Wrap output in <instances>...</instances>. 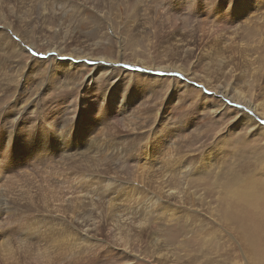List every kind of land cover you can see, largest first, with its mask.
Instances as JSON below:
<instances>
[{"label": "rangeland", "instance_id": "374dc122", "mask_svg": "<svg viewBox=\"0 0 264 264\" xmlns=\"http://www.w3.org/2000/svg\"><path fill=\"white\" fill-rule=\"evenodd\" d=\"M207 1L6 0L0 3L7 16V20L0 18V33L11 35L4 39L7 53L1 58L9 57L13 43L25 49V54L16 58L28 63L32 58L49 60L51 57L74 64L86 63L84 78L92 76L93 66L99 64L128 72L139 70L145 75L135 76L140 98L135 105H130L133 111L142 113L134 119L144 120L141 132L121 126L120 115L107 116L105 121L99 113H94L104 105L100 92L108 90L107 68L101 70L105 84L101 83L97 90V106L88 108L93 113L78 107L80 113L77 119H72L68 116L72 108L64 110L62 106L75 107L73 97H78L77 90L71 85L58 92L54 87L47 96L42 95L41 106L35 111L32 108L23 111V116H27L26 124L20 125V122L15 129L10 126V122L14 125V120L4 119V113L26 108L33 103L34 93L47 92L44 89L47 78L38 74L28 78L30 89L23 95L18 90V80L24 83L28 68H20L11 61L0 65L4 71L0 73L3 77L0 89L7 78L11 82L10 86L5 85V94L0 97V136L4 145L15 148L11 159L3 163L6 169H12L1 174L0 264H264V0L257 10L250 8L251 14L241 9L239 0H231L236 5L231 17L225 16L226 6L218 12L209 11V19L199 11L200 4ZM65 40L72 48L84 49L85 55L103 57L62 55L49 46ZM91 49L100 50L95 53ZM138 61L144 63L143 67ZM169 63L189 71L193 82H187L177 70L166 72L164 66ZM99 77L96 74L98 83L102 80ZM210 85H219L222 92L211 93ZM92 89L88 90L89 97H92ZM60 94L62 100L56 97ZM204 94L215 98L204 97ZM14 101L20 105L11 108ZM58 104L61 105L59 111L65 114L56 111ZM50 105L55 106V111H48L46 107ZM166 106H170L172 113L169 123L180 131L166 126V139L150 160L153 138L159 133ZM210 106L220 112L209 113L205 108ZM55 114L60 123L67 120L66 127L74 134V144L69 143L68 149L63 148L60 141L63 134L65 137L68 134L60 133L58 139L52 127L45 126L55 120ZM83 132L93 137L90 147L88 141L83 145L82 139L77 138ZM95 138L99 139L96 145ZM125 146L126 150L121 151ZM53 147H57L55 151L59 155L50 166L45 161L44 149ZM36 153L43 156L38 162L32 157ZM142 159L149 161L143 175ZM20 164L23 170H16ZM164 171L170 182L158 176ZM169 183L181 191L186 189L187 196L193 192L195 198L182 199L176 193L167 201L161 187ZM160 196L163 203L158 202ZM76 197L80 201H76ZM129 203H133L132 211L128 209ZM113 208L123 211L121 220L118 218L121 214ZM132 212L136 216H128L133 215ZM124 216L132 218L133 222L126 224L127 228L126 225L120 228L118 224L129 220L123 219Z\"/></svg>", "mask_w": 264, "mask_h": 264}, {"label": "bare ground", "instance_id": "6f19581e", "mask_svg": "<svg viewBox=\"0 0 264 264\" xmlns=\"http://www.w3.org/2000/svg\"><path fill=\"white\" fill-rule=\"evenodd\" d=\"M114 1H116V0H114ZM6 2V0H0V3L1 4H3V3H5ZM8 2V1H7ZM261 3H262V0H239V6L241 7V9L242 10H245L247 13H250L251 12V10H250V8H253V9H255V10H257V8L258 7H260L261 6ZM190 5L192 6V3H190ZM226 6L228 7L227 8V10H226V13H225V16H232L233 15V13H234V10H236V5H235V3H231V0H209V1H207V3L206 4H200V7H201V10H199V11H201V13L204 15V17L206 18V19H209V17L211 18V15H210V12L209 11H213V12H215V11H219V9H225L226 8ZM6 7V6H5ZM57 7H59V5H57ZM186 7L187 8H189L190 6H188V5H186ZM211 7V8H210ZM4 8V7H3ZM3 8H2V5L0 6V9H2L1 10V12H0V18H3L4 20H7V16H6V13L4 12V10H3ZM7 9H10L11 10V6H9V5H7ZM212 12V13H213ZM251 14V13H250ZM10 15V14H9ZM209 17H208V16ZM16 16V15H15ZM19 17H21V20H24L23 18H22V16L20 15ZM212 17H214V15L212 16ZM217 17V16H216ZM224 20V19H223ZM218 21V20H217ZM219 22V21H218ZM3 24V23H2ZM2 26H4V24L2 25ZM3 28V27H2ZM7 28V27H6ZM214 28V27H213ZM13 30V29H12ZM211 31H212V29H211ZM0 32H1V28H0ZM8 32V31H7ZM213 32H214V29H213ZM212 32V33H213ZM11 35H8V34H1L0 33V58H1V56H5V54L7 53L6 52V47H5V45H4V39H7L8 37H10ZM25 36V35H24ZM9 41H10V38L8 39ZM9 46H10V44H9ZM50 47H51V49H56V50H58L59 52H61L62 53V55H64V54H66V55H68L69 53L70 54H77L78 56H81V57H87V55H90L92 58H101V57H103V56H97V57H95V56H92L90 53H86V55H85V50L84 49H77V48H72L71 46H70V43H69V41L68 40H65L62 44H53V45H49ZM99 50L100 49H91V51H93V52H99ZM184 50V49H183ZM33 51V50H32ZM185 51V50H184ZM25 54V49L21 46L20 48L19 47H15L14 45H13V43H11V48H10V52H9V57L7 56V58H1L0 59V65L1 64H5L7 61H11V62H16L17 63V65L20 67V68H28V74H27V71H26V74H27V76H26V78H25V81H24V83H21V81H19L18 80V82H19V84H18V90H20V92H22V93H24L23 95H25L26 94V92L30 89V83H29V81H28V78L30 79V78H35L36 77V75L38 74L39 75V77H42L43 76V78L45 77V78H47V84L45 85V87H44V89H45V91H47V92H44V93H42L43 91H41V92H37V93H34V100L33 101H31V102H33V103H31V104H29V106L28 107H26V108H23V109H21V108H18V109H16L15 111H13V112H11V111H6L5 113H4V119H6V120H9V118L11 119H13L14 120V125H12L11 124V122H10V126H12L13 128H15V129H17L18 127H19V124H20V122H22L20 125H23V124H26V121H27V116H23V111H27V110H29V109H33L34 111L39 107V106H41L40 105V101H41V98H42V95L44 94V95H46L47 96V93H48V91L51 89V88H56V90L59 92V89H66V88H69V87H71V85H72V89L74 90V91H76L77 90V93L79 94L78 95V97H73V100H74V104H75V107L74 106H72V107H68L67 106V104H65L64 106H62L63 107V109L65 110V109H69V108H72V111L70 110L69 111V114H68V116L69 117H72V119L73 118H75V119H77L76 117L79 115V113H80V111H78L77 109H78V107H79V110H81V111H84V112H94V111H88V108L89 107H91V106H97V101H98V95H97V93H98V89H99V87H100V84L102 83V84H105V82H106V86L108 87V90H101V96L103 97V101H104V105H103V107H101L100 109L99 108H96V112H94V113H99V116L101 117V119L102 120H105V118L107 117V116H115V115H120V116H122V118H123V120H122V125L121 126H123V127H125L126 129H129L130 131H132V132H136V131H138L139 129H141L142 127H143V123H144V120L142 119V121L140 120H135L134 121V119L135 118H137V117H140L141 116V114L142 113H140V111H133V107H131L130 105H135V102H137L138 100H139V95L137 94V86H136V88H135V80H134V78H135V76H145L144 74H142V73H140V71L138 70V71H135V72H128V71H125L124 69H120V70H118L117 68H114V67H112L111 69H110V66H103V64L101 65V64H99V65H96V66H93V70H94V72L91 74L92 76H86L85 78L82 76L83 75V73L87 70L86 69V63H79L78 62V64H74L73 62H70V61H64V60H59L58 58H56V57H51V58H49V60H39L38 58H32V61H30L29 63L24 59V60H21V59H17L16 57L17 56H23ZM49 55V54H48ZM47 56V55H46ZM68 57V56H67ZM21 58V57H20ZM48 58V57H47ZM70 58V57H69ZM42 59V58H41ZM102 60H104V59H102ZM10 62V63H11ZM77 62V61H76ZM91 62V61H90ZM94 62V61H93ZM98 62V61H97ZM100 62V61H99ZM139 62V64L140 65H142V64H144L143 62H140V61H138ZM89 63V62H88ZM5 66V65H4ZM90 66V65H89ZM88 66V67H89ZM103 66V67H102ZM6 67V66H5ZM142 67H143V65H142ZM141 66H140V68H142ZM103 68H107V70L106 71H108V74H107V77H106V79H105V82H104V80H103V78L101 77V75H102V72H101V70L103 69ZM164 69L165 70H167L166 72H171V71H179L180 73H181V76L187 81V82H193L192 81V78H190L189 76H190V72L189 71H187L186 69H184L183 67H181V66H178V65H175V64H173V63H169V64H167V65H165L164 66ZM164 70V71H165ZM4 71L2 70V66H0V73H3ZM11 72V71H10ZM104 72V71H103ZM4 74H6V73H4ZM90 74V73H89ZM96 74H99L100 75V79H102L101 80V82L100 83H98L99 81L97 80V78H96ZM162 75H165V73L164 72H162L161 73ZM1 75V74H0ZM38 77V78H39ZM151 77H160V76H151ZM192 77V76H191ZM0 78L2 79L3 77L2 76H0ZM14 78V77H13ZM16 78V77H15ZM32 80V79H31ZM42 80V79H41ZM92 81V82H91ZM16 82V81H15ZM10 79L9 78H7L6 79V81L4 82V85H3V88H1L0 89V97L3 95V94H5L4 93V90H5V85H7V86H10ZM17 83V82H16ZM39 83V82H38ZM45 83V82H44ZM126 83H127V85H126ZM206 84H208L209 85V83H207V82H205ZM19 87H23L22 89H19ZM93 87V89L90 91L91 92V95H92V97H89L88 96V93H89V91L88 90H90V88H92ZM208 87V86H207ZM209 87H211L210 89H212V91H211V93H213V94H215V95H218V93L219 92H222L220 89H219V85H210ZM221 88V87H220ZM7 89V88H6ZM234 89V88H233ZM52 90V89H51ZM71 90V89H70ZM210 92V91H209ZM225 92V91H224ZM29 93V92H28ZM75 93V92H74ZM226 93V92H225ZM229 93V92H228ZM51 94V93H50ZM227 94V93H226ZM33 95V94H32ZM67 95V94H66ZM74 95V94H73ZM7 96V95H6ZM71 97H72V94L70 95ZM75 96V95H74ZM214 95H212V96H207V95H205L204 94V97H211V98H215V97H213ZM57 98H58V100H62V96H61V94L59 95V96H56ZM2 98H3V96H2ZM7 98V97H6ZM24 98V97H23ZM64 98H66V97H64ZM69 98V97H68ZM25 99V98H24ZM23 99V100H24ZM30 99V98H29ZM27 100H28V98H27ZM36 100V101H35ZM79 101H81V102H79ZM20 102V101H19ZM62 102V101H61ZM22 103V102H21ZM169 103H170V101H169ZM19 103L17 102V101H14L12 104H10V106H11V108L13 107V106H16V105H18ZM23 104V103H22ZM45 104H47V103H44L43 105H45ZM51 104H52V102H51ZM20 105V104H19ZM26 105H28V104H26ZM57 105V104H56ZM130 106V107H129ZM81 107V108H80ZM169 107L170 106H166L165 107V110L163 111V113H162V115H161V118H162V123H161V128H160V130L158 129V131H159V133H158V135L156 134V136L154 135V140H153V143H154V145H153V148H152V151H151V156H150V160L151 159H153L155 156H156V154H157V151H158V149H159V147H160V144H161V141L162 140H164V139H166V133H165V127L166 126H168V125H170L171 126V128L173 129V130H178V131H180L178 128H176V127H174V126H172L170 123H169V117L171 116V112L169 111ZM47 109H48V111H55L54 110V108H55V106L53 105H50L49 106V108L48 107H46ZM120 108V109H119ZM61 109V105L60 104H58V108H57V110L56 111H59ZM62 109V110H63ZM98 109V110H97ZM2 110V109H1ZM12 110V109H11ZM39 110V109H38ZM42 110V109H41ZM205 110L207 111H209L210 110V112L209 113H211V112H213L212 114L214 115L216 112H220V111H218V108H216V107H214V106H210V107H206L205 108ZM43 111V110H42ZM34 113V112H33ZM36 113V112H35ZM40 113H41V111H40ZM44 113V112H43ZM58 113H60V115L63 113V114H65V112H58ZM230 113V112H229ZM246 112H244L243 113V116L244 115H246L245 114ZM263 113H264V111H263ZM37 114V113H36ZM57 114V113H56ZM56 114H55V116H56ZM157 114H158V111H157ZM159 115V114H158ZM232 115V114H231ZM2 116V115H1ZM0 116V117H1ZM36 116V115H35ZM39 116V115H38ZM45 116V115H44ZM50 116V115H49ZM248 116V115H247ZM246 116V117H247ZM42 117V116H41ZM95 117V116H94ZM99 117V118H100ZM156 117V116H155ZM24 118V119H23ZM40 118V117H39ZM115 118H117V116L115 117ZM145 118V117H144ZM157 118V117H156ZM254 118V117H253ZM36 119V118H35ZM54 119L55 120H52V122H51V124L50 125H48V124H45V126H47V127H49V126H51L52 127V129L54 130V133H53V135L57 138L58 137V139H59V135H60V133H67L68 135H67V137H65V135L63 134V136L61 137V143H62V147L63 148H70V147H68L69 146V143H73L74 142V140H73V135L74 134H72V132L69 130V127H66L67 126V120L66 121H64V123L62 124V123H60L61 122V120H58V118H57V116L56 117H54ZM147 119V118H146ZM244 119H246V118H244ZM250 119V118H249ZM6 120H5V122H6ZM37 120V119H36ZM108 120V119H107ZM254 120V119H253ZM33 121H35V120H33ZM60 121V122H59ZM76 121V120H75ZM74 121V122H75ZM106 121V120H105ZM121 121V120H120ZM40 122V121H39ZM56 122V123H55ZM245 122H247V121H245ZM148 123V122H147ZM259 123V122H258ZM1 124V123H0ZM3 124V123H2ZM44 124L43 125H40L41 127L42 126H44ZM62 124V125H61ZM115 124V123H114ZM251 124V123H250ZM257 124V123H256ZM255 124V125H256ZM5 125V124H4ZM30 125H32V124H30ZM72 125V124H71ZM116 125V124H115ZM251 125H253V124H251ZM260 125V124H259ZM7 126V125H6ZM117 126V125H116ZM148 126V125H147ZM4 127V126H3ZM39 127V126H38ZM66 127V129H63V128H65ZM250 127V126H249ZM252 127V126H251ZM250 127V128H251ZM22 128V127H21ZM6 129H7V127H6ZM25 129V128H24ZM119 129V128H118ZM125 129V130H126ZM262 129V128H261ZM105 130V129H104ZM113 130V129H112ZM117 130V129H116ZM143 130V129H142ZM264 130V129H263ZM30 131V130H29ZM68 131H70V133L68 132ZM77 131V130H76ZM109 131V130H108ZM157 131V130H156ZM156 131H155V133H156ZM139 132H141V130H139ZM139 132L137 133V134H139ZM59 133V134H58ZM98 133V132H97ZM12 134V133H11ZM107 134V133H106ZM133 134H136V133H133ZM254 134V133H253ZM81 135V136H80ZM80 135L78 134L77 135V138L78 139H82L81 141H80V143H83V145H85V143H87V141H88V143H89V147H90V145L92 144V142H91V140H92V136H91V133L89 134L88 132L87 133H85L84 134V132L83 133H80ZM127 135V134H126ZM126 135H124V136H126ZM129 135V134H128ZM43 136L45 137V134H44V130H43ZM134 136V135H133ZM132 136V137H133ZM109 138H111V137H109ZM102 139V138H101ZM100 139V140H101ZM126 139V138H125ZM128 139V138H127ZM42 140H43V138L41 139V142H42ZM113 140V139H112ZM7 141V140H6ZM10 141V140H9ZM102 141V140H101ZM101 141H100V143H101ZM106 141V140H105ZM104 141V142H105ZM130 141V140H129ZM45 142V139L43 140V142H42V144H45L44 143ZM110 142V141H109ZM108 142V143H109ZM56 143V142H55ZM94 143H95V145L96 144H98L99 143V139H94ZM107 143V142H106ZM120 143V142H119ZM126 143V142H125ZM8 144V143H7ZM54 144V143H53ZM74 144V143H73ZM102 144V143H101ZM104 144V143H103ZM122 144V143H121ZM88 145V144H87ZM105 145H107V144H105ZM119 145V144H118ZM123 145V144H122ZM121 145V146H122ZM102 146V145H101ZM100 146V147H101ZM110 146V145H109ZM77 147V146H76ZM87 146H83V148H86ZM98 147V146H97ZM112 147H114V145L112 144ZM112 147L110 148V149H112ZM116 147V146H115ZM57 147H53V148H49V149H44V153H45V155H44V157H45V161H46V163L47 164H49L50 166L53 164L52 162H54V161H56L57 160V157H58V155H59V153H58V151H55V149H56ZM62 148V149H63ZM103 148V147H102ZM104 148H106L107 150H108V147L106 146H104ZM120 148V147H119ZM126 148V146L124 147V149H122L121 148V151H124V150H126L125 149ZM78 149H79V147H78ZM95 149V148H94ZM115 149V148H114ZM83 150V149H82ZM100 150V149H99ZM150 150H151V148H150ZM14 151H15V148L13 147V146H8V145H4L3 144V142H2V137L0 136V190H1V188H2V185H3V182L1 181V174L2 173H7V171H9V170H11L12 168L11 167H9L8 169H6L5 168V166L3 165V163H6L9 159H11V157L14 155ZM62 151V150H61ZM63 151H65V150H63ZM77 151V150H76ZM102 151V150H101ZM114 151H117V150H114ZM121 151H117L118 152V154H120L121 153ZM147 154H148V151H147ZM109 155V154H108ZM148 156V155H147ZM32 157H35L34 159L35 160H37V162H38V160H40L41 159V157H43L41 154H35L34 156H32ZM60 157V156H59ZM146 157V156H145ZM33 159V158H32ZM112 159V158H111ZM44 160V159H43ZM99 160H102V159H100L99 158ZM106 160V159H105ZM109 160V159H108ZM126 160V159H125ZM125 160H123V162H125ZM107 161V160H106ZM120 161V160H119ZM142 161L144 162L143 163V173H142V175L146 172V170H147V168H148V166H146V164H149L148 162V159H146V160H144V159H142ZM28 163V162H27ZM26 163V164H27ZM30 163V162H29ZM92 163V162H91ZM100 163V162H99ZM63 164V163H62ZM24 165V164H23ZM40 165V164H39ZM45 165V164H44ZM43 165V166H44ZM102 165V164H101ZM41 166V165H40ZM46 166V165H45ZM53 166V165H52ZM110 166H111V164H110ZM17 167V169L16 170H18V168H20V170H23V169H21V167H22V165L20 164V165H17L16 166ZM25 167H26V165H25ZM47 167V166H46ZM94 167V166H93ZM109 167V166H108ZM113 167V166H112ZM24 168V167H23ZM30 168V167H29ZM41 168V167H40ZM97 168V167H96ZM100 167H98V169H99ZM102 168H103V166H102ZM106 168V167H105ZM115 168V167H114ZM34 169V168H33ZM38 169V168H37ZM77 169V168H76ZM84 169H86V168H84ZM93 169V168H92ZM91 169V171H94V169L92 170ZM109 169V168H108ZM126 170L128 169V168H125ZM47 170H48V168H47ZM73 170V169H72ZM78 170V169H77ZM88 170V169H87ZM100 170V169H99ZM112 170V169H111ZM118 170V169H117ZM119 170H120V168H119ZM119 170H118V172H119ZM129 170V169H128ZM13 171V170H12ZM42 171V170H41ZM64 171V170H63ZM67 171V170H66ZM65 171V172H66ZM98 171V170H97ZM140 171H142V170H140ZM139 171V172H140ZM22 172V171H21ZM20 172V173H21ZM32 172V171H31ZM48 172H49V170H48ZM51 172V171H50ZM70 172H72V171H69V173ZM78 172H79V170H78ZM90 172V171H89ZM112 172H113V170H112ZM129 172H130V170H129ZM121 173V172H120ZM125 173V172H124ZM23 174V173H22ZM51 174V173H50ZM71 174V173H70ZM73 174V173H72ZM80 174H81V172H80ZM83 174V173H82ZM92 174V173H91ZM10 175V174H9ZM17 175H18V173H17ZM76 174H74V177H76L75 176ZM112 175H113V173H112ZM130 175H132V174H130ZM151 175V174H150ZM156 175V174H155ZM170 175V174H169ZM173 176H174V173L172 174ZM5 176V175H4ZM3 176V177H4ZM11 177L13 176V175H10ZM58 176V175H57ZM79 176H82V175H79ZM84 177L83 178H85V175H83ZM91 176V175H90ZM98 176V175H97ZM162 180H164V182L165 181H171L170 179H169V177H167V171H164L163 172V175H158ZM164 176L165 177H167V179L166 178H164ZM171 176V175H170ZM173 176H172V178H173ZM18 177V176H17ZM27 177H29V176H27ZM56 177V176H55ZM87 177V176H86ZM95 178H96V176H94ZM114 177V176H113ZM155 177H157V176H155ZM175 177V176H174ZM12 178H15V177H12ZM77 178V177H76ZM103 178V177H102ZM111 178V177H110ZM120 179L119 177H114V179ZM129 178V177H128ZM179 178V177H178ZM6 179H8V178H6ZM41 179V178H40ZM59 179V178H58ZM57 179V180H58ZM75 179V178H74ZM79 179V178H78ZM99 179V178H98ZM97 179V180H98ZM103 179H105V178H103ZM115 179V180H116ZM139 179V178H138ZM169 179V180H168ZM181 179V178H180ZM9 180H11V179H8V181ZM42 180V179H41ZM66 180V179H65ZM84 180H86V179H84ZM110 180V182H111V179H109ZM121 181H122V179H120ZM119 180V181H120ZM16 181V180H15ZM18 181V180H17ZM16 181V182H17ZM51 181V180H50ZM59 181V180H58ZM60 181H61V179H60ZM59 181V182H60ZM91 181H92V179H91ZM99 181V183H101L102 181H100V180H98ZM105 181V180H104ZM107 181V180H106ZM105 181V182H106ZM118 181V180H117ZM185 181V180H184ZM21 182V181H20ZM62 182V181H61ZM84 183H85V181H83ZM113 182H115L114 180H113ZM129 182V181H128ZM188 182H189V180H188ZM12 183V182H11ZM10 183V184H11ZM18 183V182H17ZM23 183V182H22ZM55 183V182H54ZM64 183V182H63ZM62 183V184H63ZM107 183V182H106ZM106 183H104L103 182V184H106ZM109 183V182H108ZM121 183V182H120ZM131 183V182H130ZM156 183H158V182H156ZM9 184V185H10ZM74 184V183H73ZM80 184V183H79ZM88 184V183H87ZM102 184V183H101ZM112 184V183H111ZM126 183L124 182V185H125ZM141 184V183H140ZM12 186H14L13 184H11ZM17 185H19V184H17ZM49 185V184H48ZM51 185V184H50ZM65 185V184H64ZM78 185V184H77ZM88 185H90V184H88ZM116 186H118L117 184H115ZM120 185H122V184H120ZM133 185V184H132ZM135 185V184H134ZM35 186V185H34ZM62 186V185H61ZM68 186V185H67ZM73 186V185H72ZM79 186V185H78ZM93 186V185H92ZM99 186V185H98ZM101 186H103V185H101ZM107 186V184L105 185V187ZM111 186H113V185H111ZM127 186V185H126ZM6 187V186H5ZM24 187V186H23ZM83 187V186H82ZM90 187H91V185H90ZM104 187V186H103ZM108 187V186H107ZM121 187V186H120ZM124 187V186H123ZM7 188V187H6ZM27 188H29V187H27ZM65 188V187H64ZM102 188V187H101ZM128 188H130V187H128ZM127 188V189H128ZM132 188V187H131ZM162 189H163V191H162V195L165 197V199L167 200V201H170V199H171V197H173V196H176V193L179 195V197H182V199H184V197H187V198H195V194L193 193V192H190L189 193V195L187 196V190L186 189H184V191H181V189L180 188H173L172 186H171V184L169 183L168 185H166V186H162L161 187ZM3 189V188H2ZM12 189V188H11ZM14 189V188H13ZM20 189V188H19ZM26 189V188H25ZM53 189V188H52ZM56 189V188H55ZM111 189H113V188H111ZM116 189V188H115ZM115 189H113V190H115ZM125 189V188H124ZM133 189V188H132ZM31 190H32V188H31ZM30 190V191H31ZM51 190V189H50ZM59 190V189H58ZM99 190V189H98ZM107 190H108V188H107ZM118 190V189H117ZM137 190V189H136ZM3 191V190H2ZM10 191V190H9ZM53 191V190H52ZM51 191V192H52ZM55 192H56V190H54ZM62 191H63V189H62ZM67 191V190H66ZM71 191V190H70ZM80 191V190H79ZM89 191V190H88ZM127 192H129L128 190H126ZM8 192V191H7ZM115 192V191H114ZM131 192V191H130ZM4 193V192H3ZM17 193V192H16ZM21 193V192H20ZM34 193V192H33ZM33 193H31V194H33ZM81 193V192H80ZM79 193V194H80ZM113 193V192H112ZM136 193V192H135ZM102 194H103V192H102ZM107 194H109V193H107ZM113 194H115V193H113ZM122 194H124L123 192H122ZM132 194H134L133 192H131V195ZM19 195V194H18ZM24 195V194H23ZM90 195V194H89ZM125 195V194H124ZM6 196V195H5ZM4 196V197H5ZM31 196V195H30ZM56 196V195H55ZM68 196V195H67ZM66 196V197H67ZM113 196V195H112ZM8 197V196H7ZM20 197V196H19ZM26 197H28V196H26ZM108 197V196H107ZM2 198V197H1ZM33 198V197H32ZM56 198V197H55ZM125 198H127V197H125ZM26 199V198H25ZM67 199V198H66ZM106 200H107V198H105ZM10 200V199H9ZM31 200V199H30ZM60 200V199H59ZM120 200V199H119ZM15 201V200H14ZM20 201V200H19ZM25 201V200H24ZM39 201V200H38ZM57 201V200H56ZM76 201H80V198L79 197H76ZM102 201V200H101ZM111 201V200H110ZM112 201H113V199H112ZM155 201V200H154ZM28 202V201H27ZM63 202H65V201H63ZM73 202V201H72ZM103 202V201H102ZM121 202V201H120ZM130 203H131V201H129ZM158 202H160V203H163L164 201H163V199H162V197L160 196V197H158ZM0 203H1V207H0V217L3 215V201H0ZM30 203H32V202H30ZM55 203V202H54ZM57 203V202H56ZM108 203H109V201H108ZM108 203H106V204H108ZM113 203V202H112ZM116 203H118L117 201H116ZM129 203V205L127 204V206H128V209H130L131 211H132V209H133V207L132 208H130V206L133 204V203H135V202H133L132 204H130ZM5 204V203H4ZM15 204V203H14ZM23 204V203H22ZM43 204V203H42ZM124 204V203H123ZM122 204V205H123ZM26 205V204H25ZM56 205V204H55ZM76 205V204H75ZM104 205V204H103ZM114 205V204H113ZM8 206V205H7ZM6 206V207H7ZM10 206H11V204H10ZM34 206V205H33ZM74 206V205H73ZM72 206V207H73ZM117 206V205H116ZM119 206V205H118ZM121 206V205H120ZM126 206V205H125ZM51 207V206H50ZM60 207V206H59ZM62 207V206H61ZM65 207V206H64ZM110 207V206H109ZM109 207H108V209H109ZM113 207H115V206H113ZM9 208H12V207H9ZM112 208V207H111ZM127 207H125V209H126ZM60 209V208H59ZM63 209V208H62ZM104 209V208H103ZM102 209V210H103ZM107 209V210H108ZM114 209V208H113ZM116 209H118V207L116 208ZM128 209H126V211L125 212H127V210ZM18 210V209H17ZM82 210V209H81ZM112 210V209H111ZM120 210V209H119ZM122 210V209H121ZM10 211V210H9ZM14 211V210H13ZM24 211V210H23ZM109 211V210H108ZM114 211H116L115 209H114ZM114 211H113V213L112 214H114ZM133 211H135V210H133ZM11 212V211H10ZM61 212V211H60ZM65 212V211H64ZM117 212V211H116ZM120 212H122L123 213V211H120ZM120 212H117V213H119V214H121V215H117L118 216V218L120 219L121 218V216H122V213H120ZM129 212V211H128ZM139 212V211H138ZM15 213V212H14ZM25 213V212H24ZM42 213H44V210H43V212ZM46 213V212H45ZM54 213V212H53ZM84 213V212H83ZM107 213V212H106ZM105 213V215L104 214H102V215H104L105 216V218H106V214ZM111 213V212H110ZM109 213V214H110ZM135 213V212H134ZM19 214V213H18ZM69 214V213H68ZM108 214V215H109ZM128 213H126V215H127ZM129 214H130V212H129ZM128 214V216H136V215H134L133 214V212H132V214L133 215H129ZM24 215V214H23ZM35 215H36V213H35ZM61 215H62V213H61ZM77 215V214H76ZM101 215V214H100ZM100 215H97L98 217L100 216ZM116 215V214H115ZM114 215V216H115ZM124 215V214H123ZM22 216V215H21ZM78 216V215H77ZM109 216H111V215H109ZM140 215H138L137 217H139ZM16 217H19L18 215L16 216ZM38 217V216H37ZM50 217V216H49ZM108 217V216H107ZM112 217V216H111ZM110 217V218H111ZM127 217V216H126ZM125 216H124V218L123 219H129L128 217L126 218ZM24 218V217H23ZM48 218V217H47ZM77 218V217H76ZM113 218V217H112ZM117 218V219H118ZM1 219V218H0ZM18 219V218H17ZM116 219V220H117ZM130 219H131V221H130ZM128 221H127V223H125V224H118L119 226H120V228L122 227V228H124L125 227V225L126 224H132V222H133V219L132 218H130ZM109 220V219H108ZM107 220V221H108ZM121 220V219H120ZM137 220H138V218H137ZM136 220V221H137ZM6 221V220H5ZM22 221V220H21ZM20 221V222H21ZM24 221H26V219L24 220ZM29 221V220H28ZM110 221V220H109ZM119 221V220H118ZM139 221H140V219H139ZM147 221V220H146ZM18 222V221H17ZM31 222V221H30ZM52 222V221H51ZM97 222V221H96ZM96 222H94L95 224H96ZM98 222H99V220H98ZM102 221L100 220V223H101ZM105 223H106V221H104ZM111 222V221H110ZM113 222H115V220L113 221ZM117 222V221H116ZM122 222V221H121ZM128 222H130V223H128ZM15 223V222H14ZM26 223V222H25ZM46 223V222H45ZM103 223V222H102ZM102 223H101V225H102ZM117 223H119V222H117ZM30 224V223H29ZM111 224V223H110ZM139 224V223H138ZM6 225H8V224H6ZM55 225V224H54ZM92 225V224H91ZM129 225V226H130ZM32 226V225H31ZM33 226H35V225H33ZM46 226V225H45ZM83 226H85L84 224H83ZM103 226V225H102ZM115 226V225H114ZM118 226V227H119ZM128 226V227H129ZM143 226V225H142ZM6 227V226H5ZM17 227V226H16ZM22 227V226H21ZM25 227V226H24ZM125 228H127V225H126V227ZM131 228H133V227H131ZM17 229H19L20 230V228H17ZM32 229H33V227H32ZM61 229V228H60ZM1 230V229H0ZM16 230V229H15ZM22 230H23V228H22ZM58 230V229H57ZM86 230V229H85ZM30 231V230H29ZM32 231V230H31ZM68 231V230H67ZM69 231H71V229L69 230ZM94 231V230H93ZM6 232H8V231H6ZM24 232H25V230H24ZM27 232V231H26ZM46 232V231H45ZM89 232V231H88ZM13 233V232H12ZM14 233H16V231L14 232ZM134 233H136V231L134 232ZM24 234V233H23ZM29 234V233H28ZM27 234V235H28ZM137 234H138V231H137ZM7 236H8V234H6ZM18 235V234H17ZM31 235V234H30ZM46 235V234H45ZM134 235V234H133ZM5 235H3V237H4ZM25 236V235H24ZM29 236V235H28ZM27 236V237H28ZM89 236V235H88ZM6 237V236H5ZM80 237H83V235L82 236H80ZM20 238V237H19ZM117 238V237H116ZM14 239V238H13ZM15 239H17V238H15ZM21 239H22V237H21ZM29 239V238H28ZM89 239V238H88ZM92 239V238H91ZM94 239V238H93ZM87 240V239H86ZM135 240V239H134ZM7 241V240H6ZM11 241V240H10ZM21 241V240H20ZM22 241H24V240H22ZM26 241V240H25ZM140 241V240H139ZM79 242H82V241H79ZM129 242V241H128ZM13 243V242H12ZM1 244V243H0ZM8 244V243H7ZM125 245V244H124ZM123 245V246H124ZM126 252V251H125Z\"/></svg>", "mask_w": 264, "mask_h": 264}, {"label": "snow or ice", "instance_id": "6c2138e0", "mask_svg": "<svg viewBox=\"0 0 264 264\" xmlns=\"http://www.w3.org/2000/svg\"><path fill=\"white\" fill-rule=\"evenodd\" d=\"M262 123H264V122H262Z\"/></svg>", "mask_w": 264, "mask_h": 264}]
</instances>
